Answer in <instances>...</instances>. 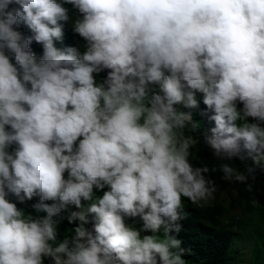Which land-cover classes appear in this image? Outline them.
<instances>
[{"label":"clouds","instance_id":"9594fccd","mask_svg":"<svg viewBox=\"0 0 264 264\" xmlns=\"http://www.w3.org/2000/svg\"><path fill=\"white\" fill-rule=\"evenodd\" d=\"M198 145L264 175V0H0V264H189Z\"/></svg>","mask_w":264,"mask_h":264},{"label":"trees","instance_id":"16d2710c","mask_svg":"<svg viewBox=\"0 0 264 264\" xmlns=\"http://www.w3.org/2000/svg\"><path fill=\"white\" fill-rule=\"evenodd\" d=\"M193 155L195 164L209 167L208 175L217 186L215 199L228 194L236 200L228 208L216 201L199 207L186 200V218L180 221L182 231L177 238L182 239V247H191L192 251L183 258L188 260L189 264H233L236 260L234 238L238 233H242V226L253 222L256 212L264 223V175H259L249 190L243 184L223 181L219 165L210 158V153L202 145L194 147ZM232 166L238 171L242 170L238 164L233 163ZM213 168L217 171L212 172ZM238 208L242 210L241 217L229 216L230 210ZM250 213L252 216L248 217Z\"/></svg>","mask_w":264,"mask_h":264},{"label":"rangeland","instance_id":"374dc122","mask_svg":"<svg viewBox=\"0 0 264 264\" xmlns=\"http://www.w3.org/2000/svg\"><path fill=\"white\" fill-rule=\"evenodd\" d=\"M236 200L233 196L223 195L219 202L225 207H229ZM230 215L241 217V208L230 210ZM252 216V213L248 217ZM247 217V218H248ZM258 212L255 214L253 222L242 226V233L234 238L236 260L233 264H263L264 263V223ZM255 245V247H254Z\"/></svg>","mask_w":264,"mask_h":264}]
</instances>
